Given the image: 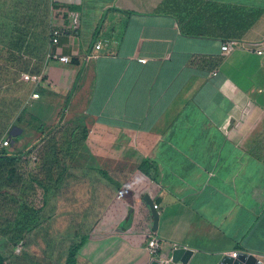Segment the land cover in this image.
<instances>
[{
	"label": "crops",
	"instance_id": "0c3cea01",
	"mask_svg": "<svg viewBox=\"0 0 264 264\" xmlns=\"http://www.w3.org/2000/svg\"><path fill=\"white\" fill-rule=\"evenodd\" d=\"M55 1L81 8L48 51L71 62L46 61L30 117L87 137L55 166L52 189L80 177L114 187L77 264H151L149 204L129 188L115 201L100 172L125 183L145 159L158 184L148 192L159 200L153 232L167 251L191 249L186 264L240 252L264 264V0ZM227 41L238 45L224 53ZM38 141L27 158L45 179L34 171ZM45 198L37 193L38 207Z\"/></svg>",
	"mask_w": 264,
	"mask_h": 264
},
{
	"label": "rangeland",
	"instance_id": "374dc122",
	"mask_svg": "<svg viewBox=\"0 0 264 264\" xmlns=\"http://www.w3.org/2000/svg\"><path fill=\"white\" fill-rule=\"evenodd\" d=\"M52 3L53 0H0V139L6 138L14 128H17L15 132L18 128L23 129L22 134L15 137L16 142L8 146L9 151L20 152L29 143L45 142L51 135L43 138L39 124L29 115L28 97L33 91L32 84L24 83L21 76L12 84L11 69L6 75L2 66L3 55L17 37L18 27L28 26L32 12L35 13L36 34L30 38V50L40 46L42 52L33 49V55L48 61L50 32L63 24L58 12H50ZM27 49L25 46L22 52L27 53ZM112 175L119 177L115 172ZM99 178L107 182L101 175ZM107 184H101L99 179L88 183L80 177L72 183L67 180L56 185L47 194L46 203L41 206L40 220L32 230L16 239L6 237L0 231V250L15 264H66L68 248L77 239L75 233L93 227L102 209L110 202L114 187ZM21 241L22 248L18 251Z\"/></svg>",
	"mask_w": 264,
	"mask_h": 264
},
{
	"label": "trees",
	"instance_id": "16d2710c",
	"mask_svg": "<svg viewBox=\"0 0 264 264\" xmlns=\"http://www.w3.org/2000/svg\"><path fill=\"white\" fill-rule=\"evenodd\" d=\"M50 8L51 13L58 12L59 17L65 20L68 18V11L77 13L78 15L76 14V16L78 18L81 11L78 5L65 6L55 0H53ZM34 18L35 13L32 12L29 15L28 26L25 28L18 27L17 37L13 40L6 54L4 53L3 55L4 66H2V70L7 75V71L11 69L12 84L15 83L17 78H20L23 72L40 74L46 63L42 58L40 60L36 59L32 53L33 49H37L38 53H41L42 49H40V46L34 45L35 47L30 50V38L36 34L34 33L33 26ZM40 36L43 40L42 35ZM50 36L51 44L53 42V29L50 32ZM25 46L29 48L27 49V53L22 52ZM39 130L43 133V138L51 134L42 145L38 161L36 162L37 167L34 168V171L40 169V172L46 176L45 179H40L38 174H33V171L30 169L32 161L27 157L32 151L31 149L27 148L24 151L11 152L8 150V147L0 148V231L6 237L16 239L37 225L40 220L41 210V207H36L35 203L37 193L42 191L47 196L54 186L51 180L55 166L60 165L64 161L62 159L68 158L72 148L80 145L87 137L86 129L78 131L77 127L72 126H65L56 130V132H54V129L45 131L43 127H39ZM11 140L12 142H16L17 138L12 136ZM39 142L33 147H37ZM100 172L119 189L115 201L120 200L121 192L125 188L131 189L136 201H143L144 195L149 192V189L158 186L152 174V164L148 159L142 161L133 179L125 183L114 179L106 170L100 169ZM155 204L159 207L158 199ZM148 217L149 225L147 230L151 234H154L152 230L153 215L151 212ZM94 235V230L76 235V241L68 248L66 264H77L76 255L79 248L87 239ZM0 264L15 263L0 250Z\"/></svg>",
	"mask_w": 264,
	"mask_h": 264
},
{
	"label": "built area",
	"instance_id": "2783aa9c",
	"mask_svg": "<svg viewBox=\"0 0 264 264\" xmlns=\"http://www.w3.org/2000/svg\"><path fill=\"white\" fill-rule=\"evenodd\" d=\"M62 28H54L53 29V43H57L59 36L63 33ZM238 43L235 41H227L224 42L221 46V49L224 53L230 52L232 49L237 46ZM97 48H100V45H97ZM48 59H58L62 62H71V58L69 56H58L56 54H48ZM141 62H146V58H141ZM21 79L24 82L31 83L33 85H40L43 81V76L42 74L39 73H26L23 72L21 74ZM33 98L39 97V93H33L32 94ZM12 135L6 136L4 139H0V148L2 147H8L10 146L13 142L11 140ZM32 158L34 160L37 159V155H33ZM156 208H158V205H156ZM23 242L18 243V251L21 250ZM179 246L177 244H172V248L170 250H166V248L163 245V242L161 239L156 235V234H150V236L147 239L146 242V248L153 260H156L159 262V264H173V251L178 248ZM237 253H234V255Z\"/></svg>",
	"mask_w": 264,
	"mask_h": 264
},
{
	"label": "water",
	"instance_id": "95a60500",
	"mask_svg": "<svg viewBox=\"0 0 264 264\" xmlns=\"http://www.w3.org/2000/svg\"><path fill=\"white\" fill-rule=\"evenodd\" d=\"M17 128H14L11 135L17 137L22 134L23 129L18 128V131L15 132ZM144 200L149 204L152 214H153V231L157 232L159 226V211L155 206L154 200L151 198L149 193L144 195ZM193 251L189 248L178 247L173 251V264H186L190 257L192 256ZM151 264H159L158 261L153 260ZM221 264H263L261 260L257 258L254 253L249 252H240L237 258L227 255L223 258Z\"/></svg>",
	"mask_w": 264,
	"mask_h": 264
}]
</instances>
